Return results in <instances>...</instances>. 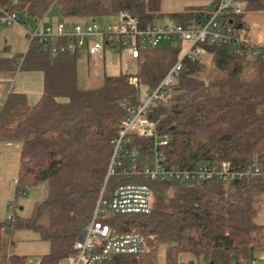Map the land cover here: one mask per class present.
I'll return each instance as SVG.
<instances>
[{"label":"trees","instance_id":"trees-1","mask_svg":"<svg viewBox=\"0 0 264 264\" xmlns=\"http://www.w3.org/2000/svg\"><path fill=\"white\" fill-rule=\"evenodd\" d=\"M208 1L163 12L162 0H0V14L15 12L28 29L52 5L66 21L97 15L116 18L125 11L144 29L165 18L182 24L201 22L217 3ZM249 7L264 9V0H245V9ZM240 14H231L227 21L243 32ZM171 42L176 44L141 47L139 56L133 58L139 59L136 73L121 70L109 75L103 65L97 67L102 70L98 82L86 88L79 86L76 71L71 70L78 52L55 60L41 46L29 44L23 63L28 68L42 67L45 91L34 105L25 97L22 111L14 116L0 111V143L12 141L20 147L16 197L40 184L47 193L35 202L29 216L18 212L17 198L11 203V217L0 220V264H26L27 255L13 252L10 231L18 229L34 230L49 243L39 264H61L76 255L73 244L92 218L113 152L111 140L126 116L122 104L136 105L160 84L184 49L182 40ZM110 43L105 40L101 56L107 48L122 53L121 44L117 48ZM204 47L211 66L205 64L204 56L185 58L171 99L148 110V118L157 121V130L170 138L165 153L171 162L184 167L227 161L237 169L258 166L264 170V58H250L226 43ZM68 62L74 63L69 69L64 65ZM132 78L138 79L136 83ZM134 143L145 152L152 139L136 136ZM150 185L149 214L106 218L115 232L141 233L143 251L114 255L103 264H179L184 256L193 263L229 264L264 254V223L256 221L264 199V176L230 183L211 178Z\"/></svg>","mask_w":264,"mask_h":264},{"label":"built area","instance_id":"built-area-1","mask_svg":"<svg viewBox=\"0 0 264 264\" xmlns=\"http://www.w3.org/2000/svg\"><path fill=\"white\" fill-rule=\"evenodd\" d=\"M244 9L245 0H217L211 13L205 15L201 22L182 24L168 21L144 29L139 28L136 17L125 11L118 14L116 22L104 25L95 20H64L52 27L46 25V15L36 21L35 26L28 25L30 44L39 45L51 54L82 51L98 56L104 50L105 40H110L112 46H122V52L136 58L145 45L157 46L161 42L177 40L184 42L182 55L160 84L144 94L136 105L122 104L126 116L120 121L118 135L111 140L113 152L92 218L73 244L76 255L69 256L61 264H103L114 255L141 253L145 245L144 236L139 232H115L106 218L109 215L149 214L153 199L152 182L183 183L216 178L230 183L264 176V170L258 166L237 169L227 161L193 167L173 163L164 150L169 144V136L161 134L157 130V121L148 118V110L153 104L171 99L172 86L182 69L183 60L207 53L204 44L226 43L242 49L250 58H264V44L248 40L231 20L227 21L231 14H240ZM13 23L20 24L19 16L10 10H3L0 26ZM136 136L152 139L145 152L134 143ZM28 190L29 187L23 194ZM12 209L10 204L8 217H11ZM261 259L264 260V254L252 260H234L229 264H258ZM179 264L215 263L181 261Z\"/></svg>","mask_w":264,"mask_h":264},{"label":"rangeland","instance_id":"rangeland-1","mask_svg":"<svg viewBox=\"0 0 264 264\" xmlns=\"http://www.w3.org/2000/svg\"><path fill=\"white\" fill-rule=\"evenodd\" d=\"M209 2L208 0H162L161 10L163 12L182 11L189 8L201 6ZM46 25L54 27L59 22L64 21L59 13L58 7L52 5L46 14ZM241 21L247 24L246 31L250 37H264V9L246 8L239 16ZM97 21L100 25L116 22V18L109 15H97L95 17H87L84 20H76L83 22ZM163 23L168 22L165 18ZM28 30V29H27ZM29 39L26 36L25 27L19 23H13L6 26H0V60H13L17 58V68L24 72L28 69V63H23V59L29 47ZM176 44L174 42H163L160 46H168ZM149 48V47H148ZM182 54H180L181 56ZM19 56V57H18ZM99 56V55H98ZM138 58L129 57L127 52H118L114 49L107 48L104 58H89L84 52L76 63L68 62L65 65L67 69L74 64L73 72L76 71L78 84L80 87H90L98 82V77L102 70H96L97 67L104 66L105 71L109 75L118 74L121 70L130 73L139 71ZM203 61L207 66H211L208 56H204ZM70 71V70H69ZM58 72L63 75V70ZM137 78H132V82H136ZM4 81V80H3ZM13 90V92H12ZM26 95L16 93L14 84L4 83L0 81V111H4L6 117L14 116L18 111H22V101ZM12 141L3 142L0 145V220L5 219L11 212L9 206L17 198L18 212L24 216H29L33 210L36 201H40L46 196V187L44 184L33 186L25 194L16 197L15 175L19 171L20 147L18 149L13 145ZM20 207L22 209H20ZM257 223H264V199L261 209L256 217ZM11 237L15 243L13 252L16 254L27 255L26 264H37L40 257L49 251V243L42 240L39 234L31 229H18L10 231ZM12 251V250H11ZM164 257L161 255L158 259ZM189 256H184L183 261H189ZM165 264L164 261L160 262ZM264 264V260H259Z\"/></svg>","mask_w":264,"mask_h":264},{"label":"crops","instance_id":"crops-1","mask_svg":"<svg viewBox=\"0 0 264 264\" xmlns=\"http://www.w3.org/2000/svg\"><path fill=\"white\" fill-rule=\"evenodd\" d=\"M72 21H76V20H72ZM246 27H247V24L245 23V27L243 28V32H244L243 35L245 36V34H247V36H245V37L248 40H250L252 42L264 44V37H262V36L250 37L248 35V32L246 31ZM25 30H26V36L28 37L27 29L25 28ZM81 52L82 51L78 52L79 57L81 55L79 53H81ZM72 53H76V52H67V53L65 52V53H61V54H51V53L47 52L49 58L55 59V60H57V58H62L63 56L70 55ZM23 57H25V56H23ZM96 57L97 58H104L101 55L96 56ZM3 59L4 58H2L0 60V81L4 82V83H10L11 82V84H14L15 92L26 95V98H27L29 105H34L42 97V95L44 94V91H45V87H46L47 78H46L45 72L42 69V67L33 66V67H29L26 71L21 72L20 71L21 67L18 70V68L16 66L17 61H18L17 58L13 59V60H3ZM51 76L54 80L55 77H53V75H51ZM49 78L48 79L51 81V77H49ZM12 92H13V90H12ZM1 144L2 143H0V145ZM13 146L18 149L17 144H14ZM19 156H20V154H19ZM19 166H20V162H19ZM17 176H18V173L14 177L15 180L17 179ZM258 264H261V263L258 262Z\"/></svg>","mask_w":264,"mask_h":264}]
</instances>
